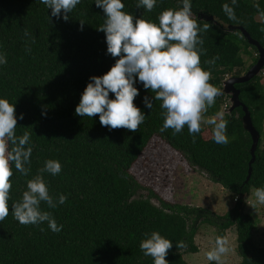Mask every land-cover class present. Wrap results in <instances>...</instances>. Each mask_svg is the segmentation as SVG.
I'll list each match as a JSON object with an SVG mask.
<instances>
[{
    "label": "trees",
    "instance_id": "trees-1",
    "mask_svg": "<svg viewBox=\"0 0 264 264\" xmlns=\"http://www.w3.org/2000/svg\"><path fill=\"white\" fill-rule=\"evenodd\" d=\"M123 11L135 19L158 23L166 9H179L182 0H157L151 12L137 9L138 0H121ZM192 12L213 16L221 27L195 18L207 31L200 33L205 51L200 55L201 67L211 72L209 81L221 89L226 78L240 76L244 66L242 55L257 60V50L247 44L242 34L227 32L228 25L242 26L264 48V0H190ZM223 4L234 8L239 22L228 19ZM53 17L51 9L40 0H0V55L7 63L0 65V99L15 107L16 135L30 133L31 171L22 176L12 165L11 205L21 199L26 181L31 179L45 161H58L61 172L44 174L50 194L67 196L64 204L49 208L41 203L42 211L51 212L62 230L55 233L47 223L21 225L11 213L0 221V264H153L139 248L145 234L153 231L169 239L173 247L165 259L168 264H187L183 255L199 252L194 238L199 224L214 227L216 236L236 231V251L240 262L264 264V249L252 238L255 224L251 216L241 213L239 195H248L250 188L264 187V86L262 73L252 80L236 84L239 100L250 114L254 129L259 133L255 160L248 174L251 137L241 121V108L228 112L227 98L219 95L206 117L216 116L222 109L228 121L229 143L216 144L211 130L192 136L185 128L178 134L163 127L161 101L155 93L145 90L137 79L134 87L139 95L134 105L145 115L136 132L120 128L109 130L99 123V117L75 115L81 94L90 77H101L115 64L107 54L106 38L98 29L105 14L95 0H80L68 14V20ZM194 19V18H193ZM80 22L84 25L81 28ZM27 32V35L25 33ZM248 49L255 52L252 57ZM219 57L214 64L206 61ZM264 72V71H263ZM109 93V99H114ZM152 102L151 110L144 100ZM23 114V119L19 117ZM153 138H159L171 150L179 153L187 164L203 172L214 183L222 185L236 198L235 207L224 216H216L197 207L171 204L152 189L144 187L132 173L134 165ZM146 195L142 196V192ZM158 202L159 206L151 203ZM43 228V231H41ZM215 240V239H214ZM185 248H176L178 242ZM208 264H216L210 262Z\"/></svg>",
    "mask_w": 264,
    "mask_h": 264
},
{
    "label": "clouds",
    "instance_id": "clouds-1",
    "mask_svg": "<svg viewBox=\"0 0 264 264\" xmlns=\"http://www.w3.org/2000/svg\"><path fill=\"white\" fill-rule=\"evenodd\" d=\"M157 0H138L136 8L143 7L151 12ZM40 3L51 9L53 17H61L67 21L68 14L80 3V0H40ZM236 0H232V5ZM95 5L105 14L104 23L98 29L106 38L107 54L115 60L114 66L101 77H90L81 94L75 115L89 118L99 117V123L109 130L124 128L136 132L145 120V115L134 105L139 92L134 84L137 79L145 90L155 93V100L161 101L163 127L161 131L173 130V134L182 132L185 126L195 143V135L201 132L202 124L211 126V136L216 144L229 143L226 134L228 121L223 114L205 119V113L213 107L221 90L211 84V72L201 67L200 55L205 50L204 41L200 38L202 31L210 27L204 23L200 27L193 19L190 0H182L179 9L163 10L158 16V23L144 19H135L123 11L125 5L121 0H95ZM222 10L228 19L239 22L234 8L223 4ZM260 15L264 17V12ZM81 28L84 23L80 22ZM260 31L264 32V28ZM27 35V32L25 33ZM219 57L206 61L214 64ZM6 55H0V65L6 64ZM109 93L114 99H109ZM145 107L151 110L152 102L144 100ZM23 119V114L19 117ZM17 118L15 107L6 99H0V221L10 213L21 225H40L47 223L48 228L59 233L62 225H57L51 212L42 211L41 203L49 208L66 202L67 196L60 194L54 198L44 180V174L58 175L61 164L56 160H47L37 173L26 181V190L22 197L11 205L9 212L10 191L12 189V165L22 175L28 176L31 169L32 154L30 133L16 135ZM256 202L264 204V187L254 189ZM43 231V228H41ZM139 248L145 256L151 257L153 264H168L165 257L173 247L169 239L159 232L145 234ZM176 248L187 247L178 242ZM231 248L225 237L217 236L214 246L205 253L208 261L223 264L222 257Z\"/></svg>",
    "mask_w": 264,
    "mask_h": 264
},
{
    "label": "rangeland",
    "instance_id": "rangeland-1",
    "mask_svg": "<svg viewBox=\"0 0 264 264\" xmlns=\"http://www.w3.org/2000/svg\"><path fill=\"white\" fill-rule=\"evenodd\" d=\"M258 19L263 21L264 17L261 16ZM248 51L252 57L256 56L251 49ZM242 57L244 66L241 75L245 74L252 64L251 57L247 55H242ZM263 71L264 69L261 72V83L264 86ZM224 112L227 111L222 107L218 114H224ZM207 118L211 117L205 116V119ZM201 129L211 130V126L202 124ZM132 173L144 187L152 189L163 200L171 204L197 207L208 210L216 216L226 215L236 204L233 193L227 191L222 185L211 182L203 172L192 169L179 153L171 150L159 138H153L149 143L134 165ZM253 192L254 188H250L244 203L241 204V213L253 219L255 224L252 232L253 242L257 247L264 249V204L256 202ZM145 195L146 191H143L142 196ZM151 203L156 207L159 206L155 200H151ZM216 231L212 226L199 224L194 238L199 252L184 254L183 259L187 264L215 262L208 261L205 253L214 246ZM225 238L229 241L231 251L222 257L223 264L239 263L240 257L236 251L237 236L234 227L226 231Z\"/></svg>",
    "mask_w": 264,
    "mask_h": 264
},
{
    "label": "water",
    "instance_id": "water-1",
    "mask_svg": "<svg viewBox=\"0 0 264 264\" xmlns=\"http://www.w3.org/2000/svg\"><path fill=\"white\" fill-rule=\"evenodd\" d=\"M193 18H197L202 21L206 22H212L214 25L221 27L220 23L217 22L213 16L206 15L203 13H199L194 11L193 12ZM227 32L233 33L239 31L242 36L244 37L245 41L247 44L253 46L257 50V60L256 62L245 72V74L237 76V77H230L225 79L222 84H221V95L225 96L227 98V103L229 105L228 112H232L236 108H241L243 111V116H242V123L244 129L249 133L251 137V148H250V162L248 164V174L247 177L243 183V186H245L251 176V165L253 164L255 160V151L257 149L258 141H259V133L254 129L251 119H250V114L247 109V107L242 104L239 100V95L240 91L235 88L236 84H243L246 83L250 80H252L254 77L260 75L262 70L264 69V48L252 37L250 34L242 27V26H234V25H228L227 27L224 28ZM220 95V96H221ZM241 204L244 203L245 200V195H239ZM199 225V222H198Z\"/></svg>",
    "mask_w": 264,
    "mask_h": 264
},
{
    "label": "flooded vegetation",
    "instance_id": "flooded-vegetation-1",
    "mask_svg": "<svg viewBox=\"0 0 264 264\" xmlns=\"http://www.w3.org/2000/svg\"><path fill=\"white\" fill-rule=\"evenodd\" d=\"M251 66H252V65H251ZM251 66H250V67H251Z\"/></svg>",
    "mask_w": 264,
    "mask_h": 264
}]
</instances>
